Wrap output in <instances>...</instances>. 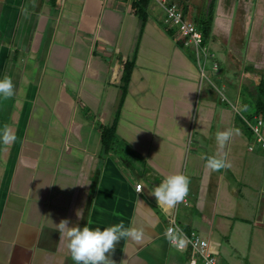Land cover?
<instances>
[{"label": "crops", "instance_id": "crops-1", "mask_svg": "<svg viewBox=\"0 0 264 264\" xmlns=\"http://www.w3.org/2000/svg\"><path fill=\"white\" fill-rule=\"evenodd\" d=\"M168 2L197 26L213 2L207 78L149 1L141 17L133 0H0V78L14 87L0 131L15 137L0 142V264H74L62 218L139 232L114 242L113 264H186L171 219L221 264H264V152L244 121L264 100L248 110L264 88V0ZM220 152L230 167L207 168ZM175 172L187 204L169 207L151 190Z\"/></svg>", "mask_w": 264, "mask_h": 264}, {"label": "clouds", "instance_id": "clouds-1", "mask_svg": "<svg viewBox=\"0 0 264 264\" xmlns=\"http://www.w3.org/2000/svg\"><path fill=\"white\" fill-rule=\"evenodd\" d=\"M14 94L12 81L7 76L0 78V96L10 97ZM230 130H221L215 133V141L219 148H223L231 136ZM15 139L9 131H0V142L10 143ZM205 166L211 170L230 167V162L225 154L220 152L210 155L205 160ZM189 177L183 172H175L165 176L157 186L151 190V195L157 202L169 207L184 199L188 192ZM83 215V209L75 210V216L79 220ZM58 230L63 232L67 251L74 264H113L110 258V250L114 242L127 236L140 240L139 232H132L123 226L122 222L110 224L103 228L89 227L88 224L70 223L68 218H62L58 222Z\"/></svg>", "mask_w": 264, "mask_h": 264}, {"label": "built area", "instance_id": "built-area-1", "mask_svg": "<svg viewBox=\"0 0 264 264\" xmlns=\"http://www.w3.org/2000/svg\"><path fill=\"white\" fill-rule=\"evenodd\" d=\"M153 1L164 13V25L174 30V36L181 41V46L191 48L200 70L201 79L207 78L205 74L206 64L210 63L209 66L212 70H216L218 66L213 61V53L210 52L209 46L196 23L187 19L176 3L168 2V0ZM244 121L246 129L253 136L254 143L264 152V100H259L251 118H245ZM247 148L249 151L253 150V146ZM140 187V184H136L135 189L139 190ZM182 201L187 204L186 197ZM166 234L169 237V242L178 250L185 248L189 250V258L186 264H221L204 238L194 231L186 234L176 225L174 219L170 220Z\"/></svg>", "mask_w": 264, "mask_h": 264}, {"label": "trees", "instance_id": "trees-1", "mask_svg": "<svg viewBox=\"0 0 264 264\" xmlns=\"http://www.w3.org/2000/svg\"><path fill=\"white\" fill-rule=\"evenodd\" d=\"M149 0H133V9L136 10V13L144 17L145 16V7L148 4ZM213 1V0H212ZM212 8H213V2L210 3L209 8L207 10V14L202 16L199 21H198V28L202 33V36L204 39H206L208 33H209V27L211 24V18H212ZM128 67H125V81H127V72H128ZM262 83V81L260 82ZM261 86V85H260Z\"/></svg>", "mask_w": 264, "mask_h": 264}, {"label": "rangeland", "instance_id": "rangeland-1", "mask_svg": "<svg viewBox=\"0 0 264 264\" xmlns=\"http://www.w3.org/2000/svg\"><path fill=\"white\" fill-rule=\"evenodd\" d=\"M153 2H154L153 0H149L150 4L152 3L153 5H155ZM206 72H207V74L210 73V70L208 67L206 68ZM257 98L258 99L259 98L264 99V88H263V86H259L258 89L253 94H249V96L246 97V100L248 101V103L246 105H248L250 107L248 110H251L253 107L256 106ZM253 112H254V109H253Z\"/></svg>", "mask_w": 264, "mask_h": 264}, {"label": "water", "instance_id": "water-1", "mask_svg": "<svg viewBox=\"0 0 264 264\" xmlns=\"http://www.w3.org/2000/svg\"><path fill=\"white\" fill-rule=\"evenodd\" d=\"M122 162H123L126 166H130L129 163H128L125 159H123Z\"/></svg>", "mask_w": 264, "mask_h": 264}]
</instances>
